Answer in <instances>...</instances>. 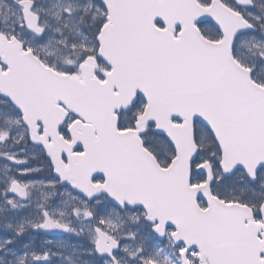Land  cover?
Returning <instances> with one entry per match:
<instances>
[{
    "label": "snow or ice",
    "instance_id": "1",
    "mask_svg": "<svg viewBox=\"0 0 264 264\" xmlns=\"http://www.w3.org/2000/svg\"><path fill=\"white\" fill-rule=\"evenodd\" d=\"M0 264H264V0H0Z\"/></svg>",
    "mask_w": 264,
    "mask_h": 264
}]
</instances>
